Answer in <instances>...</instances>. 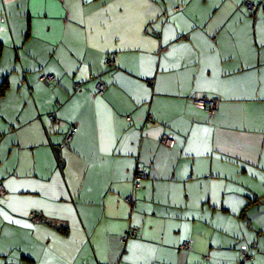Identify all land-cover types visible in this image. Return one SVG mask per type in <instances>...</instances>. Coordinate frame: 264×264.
Masks as SVG:
<instances>
[{
  "label": "crops",
  "instance_id": "0c3cea01",
  "mask_svg": "<svg viewBox=\"0 0 264 264\" xmlns=\"http://www.w3.org/2000/svg\"><path fill=\"white\" fill-rule=\"evenodd\" d=\"M256 11L244 0H0V264H264ZM202 96L220 99L216 114Z\"/></svg>",
  "mask_w": 264,
  "mask_h": 264
},
{
  "label": "built area",
  "instance_id": "2783aa9c",
  "mask_svg": "<svg viewBox=\"0 0 264 264\" xmlns=\"http://www.w3.org/2000/svg\"><path fill=\"white\" fill-rule=\"evenodd\" d=\"M244 5L247 9V11L249 13H253L256 11L257 6L256 4L253 2V0H244ZM116 61V54L112 53V54H108L105 57V65L107 66H111L114 65ZM39 80L44 82V83H48L51 81H55V76L52 74H43L39 77ZM77 90L81 87V84H78L77 86ZM107 89V83L101 78L97 81L96 83V93L98 95H102ZM194 102L197 106L203 108L207 113L213 115L216 114L218 112L219 109V103H220V99L216 96H202V97H196L194 99ZM51 119L53 120L55 118L54 115L50 116ZM77 131V127H72L69 132L66 134L65 140L67 142H69L72 139L73 134ZM161 141L169 146V147H173L175 145V139L170 137V136H163ZM148 173L147 170L144 167H137L134 173V188L135 189H139L142 186V181L147 177ZM6 192V188L5 185L3 183L0 182V197H2ZM127 201L130 202V204L132 206H135V198L133 196V194H130L127 197ZM33 217L37 219L36 216L33 215ZM137 236V228L136 227H132L124 236H123V241L130 238V237H136ZM190 247V243L189 242H183L181 244V248L182 249H187ZM242 260L243 262H247L251 259V254L249 253L248 250L243 249L242 250Z\"/></svg>",
  "mask_w": 264,
  "mask_h": 264
},
{
  "label": "rangeland",
  "instance_id": "374dc122",
  "mask_svg": "<svg viewBox=\"0 0 264 264\" xmlns=\"http://www.w3.org/2000/svg\"><path fill=\"white\" fill-rule=\"evenodd\" d=\"M255 2L258 4V9L256 11V14L264 15V0H255ZM243 263H246V262H243Z\"/></svg>",
  "mask_w": 264,
  "mask_h": 264
},
{
  "label": "snow or ice",
  "instance_id": "6c2138e0",
  "mask_svg": "<svg viewBox=\"0 0 264 264\" xmlns=\"http://www.w3.org/2000/svg\"><path fill=\"white\" fill-rule=\"evenodd\" d=\"M35 2H39V0H35ZM167 42H168L167 40L164 41V43H167ZM260 43L264 44V41H261ZM17 223H19V221H17Z\"/></svg>",
  "mask_w": 264,
  "mask_h": 264
},
{
  "label": "trees",
  "instance_id": "16d2710c",
  "mask_svg": "<svg viewBox=\"0 0 264 264\" xmlns=\"http://www.w3.org/2000/svg\"><path fill=\"white\" fill-rule=\"evenodd\" d=\"M255 3V2H254ZM256 4V3H255ZM256 6H257V4H256ZM246 8V7H245ZM246 11H247V9H246ZM248 12V11H247ZM249 13V12H248ZM254 13V12H253ZM253 13H250V14H253ZM110 54H112V53H110ZM111 66H113V65H111ZM181 247V246H180ZM241 253H242V251H241ZM240 259H241V261H243L242 260V254H241V257H240Z\"/></svg>",
  "mask_w": 264,
  "mask_h": 264
}]
</instances>
